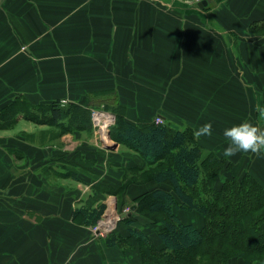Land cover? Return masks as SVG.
Listing matches in <instances>:
<instances>
[{
    "label": "crops",
    "instance_id": "1",
    "mask_svg": "<svg viewBox=\"0 0 264 264\" xmlns=\"http://www.w3.org/2000/svg\"><path fill=\"white\" fill-rule=\"evenodd\" d=\"M196 1L0 0V264H165V225L137 222L136 209L116 215L107 234L92 230L112 205L122 214L123 203L171 186L152 179L156 165L128 143L100 144L91 108L134 125L211 122L212 136L196 139L224 157L223 131L249 120L264 89V42L233 35L264 19V0ZM260 160L243 173L264 186ZM101 206L94 225L84 211ZM174 211L203 227L198 211Z\"/></svg>",
    "mask_w": 264,
    "mask_h": 264
},
{
    "label": "trees",
    "instance_id": "2",
    "mask_svg": "<svg viewBox=\"0 0 264 264\" xmlns=\"http://www.w3.org/2000/svg\"><path fill=\"white\" fill-rule=\"evenodd\" d=\"M259 24L264 28V19L253 22L252 28ZM51 109L55 120L63 115L59 102ZM115 114L112 137L141 152L150 165H156L151 178L171 186V190L155 188L136 199L137 211L165 225L160 232L165 264H231L234 258H242L244 264L264 263L263 184L249 171L219 182L223 170L230 172L232 164L214 153L206 155L189 127L156 122L134 125ZM174 207L198 211L204 217L203 227L183 222ZM90 210L84 212L95 225L104 206ZM126 221L131 223L134 217ZM132 234L149 241L137 228ZM114 241L108 239L110 244Z\"/></svg>",
    "mask_w": 264,
    "mask_h": 264
},
{
    "label": "clouds",
    "instance_id": "3",
    "mask_svg": "<svg viewBox=\"0 0 264 264\" xmlns=\"http://www.w3.org/2000/svg\"><path fill=\"white\" fill-rule=\"evenodd\" d=\"M255 111L259 118L264 119V106L257 103ZM213 126L206 122L193 132L195 138L211 137ZM223 136L228 141V146L223 151L225 158H231L238 153H251L256 157H264V126H259L245 119L239 124L226 128Z\"/></svg>",
    "mask_w": 264,
    "mask_h": 264
},
{
    "label": "rangeland",
    "instance_id": "4",
    "mask_svg": "<svg viewBox=\"0 0 264 264\" xmlns=\"http://www.w3.org/2000/svg\"><path fill=\"white\" fill-rule=\"evenodd\" d=\"M248 26V25H247ZM233 35H236V36H234V37H237V39H236V41H238V39H240V40H245V41H253V42H255V41H257L258 43H261V42H264V28L263 27H261L260 26V24H259V26H255L254 28H252V23H251V25L249 26V28H247V30H245L244 31V29L241 31V32H238V33H236V34H233ZM256 95H257V97H258V101H256L257 103H259V104H261L262 106H264V89H263V92L262 93H260L259 91L258 92H256L255 93ZM263 97V98H262ZM254 108L255 107H251L250 108V111L252 112L251 114H250V117H249V121H251V122H253L254 124H257V125H259V126H264V119H261V118H259V116H255L254 114H253V111H254ZM105 111H110V112H112L110 109H108V108H106V107H104L103 108ZM91 116H92V112H91ZM232 116V115H231ZM254 120L256 121V122H254ZM233 125H236V124H233ZM95 129V136H96V138H97V140L100 142V144H102V145H104V146H106V145H108V144H110L111 146H112V144H114L115 143V141L116 140H114V138L112 137V135H111V132H110V135H105V134H102V133H100V132H98V130H97V128H94ZM111 129V128H110ZM107 137V138H110L113 142H108V140L107 141H105L104 140V137ZM205 140V139H204ZM208 140H211V139H207V140H205V142H209ZM107 142V143H106ZM262 157H256V156H254V155H252L251 153H242V157L237 161V162H235V166H233V168L231 169V170H229L230 172H228V170H223V172H222V175H221V180L219 181V182H221V181H223V179H225L227 176L228 177H231L232 175H234V174H243V171H244V164L245 163H248V165L251 163V162H253V160L254 161H256V162H258L259 163V161H261L260 159H261ZM238 159V158H237ZM229 165V164H228ZM227 165V166H228ZM263 168V167H262ZM122 204V203H121ZM123 205L125 206V209H124V213H120L119 211H117L118 213H116V211H113L112 209H114L115 210V207L112 205L108 210H107V212L105 213V215L101 218L102 220L103 219H105V217H106V215H107V213L109 212V211H112L113 213H112V219L114 220V219H116V215H117V221H120V219L122 218V217H124L125 215H126V213L127 212H131L132 211V209H131V204H129V203H123ZM122 205V206H123ZM133 212V211H132ZM136 215H138V220H137V222H143L144 220H143V216H145V215H143V213H141L140 211H137L136 212ZM145 217H147V216H145ZM136 218V217H135ZM147 218H149V217H147ZM149 220H150V218H149ZM134 221H136V219H134ZM108 226V225H107ZM96 227H98V225H96V226H93L92 227V230L97 234V235H99V236H102V234H107L110 230V228L109 229H100V232H99V230H96Z\"/></svg>",
    "mask_w": 264,
    "mask_h": 264
},
{
    "label": "built area",
    "instance_id": "5",
    "mask_svg": "<svg viewBox=\"0 0 264 264\" xmlns=\"http://www.w3.org/2000/svg\"><path fill=\"white\" fill-rule=\"evenodd\" d=\"M199 1V0H198ZM104 107H93L92 108V120L94 127L97 128L98 132L110 135V128L115 124L116 122V115L110 111H105L103 109ZM158 122H162L163 120L161 118H157ZM106 128V130H105ZM104 140L108 142H113L110 138L104 137ZM103 229L100 228V222L98 224V227H96V230Z\"/></svg>",
    "mask_w": 264,
    "mask_h": 264
},
{
    "label": "bare ground",
    "instance_id": "6",
    "mask_svg": "<svg viewBox=\"0 0 264 264\" xmlns=\"http://www.w3.org/2000/svg\"><path fill=\"white\" fill-rule=\"evenodd\" d=\"M105 130H106V128H105ZM112 210L115 211L114 209H112ZM112 213H113L112 211H109L107 213L105 219H103V220L100 221V228L109 229V228H111L114 225L113 219H112L113 218L112 217ZM110 223H113V224L109 225ZM106 225H108V226H106Z\"/></svg>",
    "mask_w": 264,
    "mask_h": 264
},
{
    "label": "water",
    "instance_id": "7",
    "mask_svg": "<svg viewBox=\"0 0 264 264\" xmlns=\"http://www.w3.org/2000/svg\"><path fill=\"white\" fill-rule=\"evenodd\" d=\"M208 4V1L207 0H203V1H201L200 3H199V6L202 8V7H204V6H206ZM107 147H109V146H111L110 144H108V145H106ZM136 207H137V204H134L133 206H132V211H134L135 209H136ZM131 211V212H132ZM131 212L129 213V214H131Z\"/></svg>",
    "mask_w": 264,
    "mask_h": 264
}]
</instances>
